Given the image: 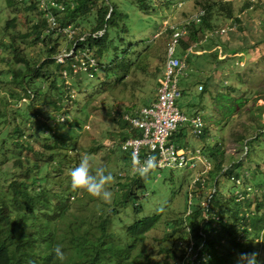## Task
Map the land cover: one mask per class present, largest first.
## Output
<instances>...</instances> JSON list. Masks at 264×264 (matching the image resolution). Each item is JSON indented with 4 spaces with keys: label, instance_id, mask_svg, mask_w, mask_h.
I'll return each instance as SVG.
<instances>
[{
    "label": "rangeland",
    "instance_id": "1",
    "mask_svg": "<svg viewBox=\"0 0 264 264\" xmlns=\"http://www.w3.org/2000/svg\"><path fill=\"white\" fill-rule=\"evenodd\" d=\"M199 1L201 2V0H154L148 12H143L136 5L131 6V16L127 20L131 30L126 36L125 46L128 51L120 57L119 69L113 70L115 65L112 63L109 73L105 69L98 70L96 78L85 77L83 82L78 81L79 84L76 85V82L68 79L67 84L73 87L72 99L65 95L63 111L57 114L58 110L47 105L48 98H45L43 103H35L36 109L33 111L28 108L27 99H23L18 105L15 104L16 99L13 100L10 92L12 87L16 89V86L10 83L12 71L25 67L16 64L10 43L12 34L17 35L19 46L36 60L44 59L46 49L42 44H37L34 37L19 39L21 34L31 32L32 27L36 26L34 10L28 12L22 6L6 8V0H0V109L10 104L4 119L8 125L0 131V191L7 190L6 182L17 176L14 161L16 156L19 157L23 153L24 147L21 145L13 147L12 131L15 126H20L27 136H22L20 140L27 138L30 142L37 143L41 150L45 149L44 145H47V142L52 144L58 142L60 152L55 155V161H46L41 172L45 174L50 184L63 187L65 197L61 206L62 208L68 206L70 215L106 214L116 204L119 213L113 218L117 221L115 228L124 230L144 218L163 214L161 224L148 233L149 241L146 248L153 255L150 264L172 262V259L166 258V249L162 251L163 248H171L174 253L181 255L184 249L176 237L171 242L163 243L167 229L164 221L174 220L178 214H181L179 215L181 218L184 216L187 205L190 206L191 192L195 194L192 202L199 200L204 203L212 197L216 189L213 183L209 182L210 173L206 178V189L199 192L193 182L199 177H204L200 173L203 167L156 169L145 181L146 188L139 192V207L136 206L135 200L127 204L121 203L126 176H134L132 157L122 149V138L139 137L133 135L132 131L135 129H131L125 117L136 115L142 107L156 100L158 81L162 76L170 42L169 30L173 27L182 28L186 22L194 18L202 8ZM224 1L233 3L234 14L240 18V22L228 19L225 15L220 17L215 31H207L200 44H195L192 50H188V55L183 57L188 71L179 76V87L183 92L179 99L180 108L189 118L200 114L210 136L206 141L201 137H195L191 131L192 127L186 123L187 127L183 129L186 138L183 143L188 146L191 153L200 148L208 157L216 144L221 142L223 160L226 164L232 166L242 162L239 167L234 166L235 173L237 171L242 173L241 184L236 180L222 177L219 180L218 196L223 208L228 201L230 209L236 205L240 210H250V217L255 221L250 229L256 235V241L250 245L248 253H259L257 264H263L264 209H259L255 201L262 200L263 191L256 188V183L264 180V133L258 136V129L252 130L249 127H257L255 118L264 124V112L261 117L258 115V108L264 107V0ZM14 17L17 18V27L8 33L5 30L6 21ZM94 19V15L89 16L83 27L81 25L82 28L77 27L76 23H71L69 35H66V38L62 36L60 40L61 58L68 57L67 54H74L76 42L72 43V38L87 27L88 31L80 36L81 40H85L91 33L90 29L95 26ZM223 28L226 29V33L217 34L218 30L221 32ZM185 38L187 39V35L181 40ZM180 45L177 54H182ZM3 48L5 50L2 52ZM234 48L238 50L237 54L228 51ZM82 55L83 52L80 56ZM75 80L78 79L75 77ZM206 82L207 91H200L199 85ZM27 83L32 88H41L39 81L34 86L29 77ZM229 97L238 104L241 101L244 104L237 107L236 112H230L229 108L234 107L235 103L230 102ZM34 113L36 116L33 121H28L26 116ZM2 120L0 116V123ZM51 124L53 131L45 128ZM240 134L249 136L246 142L237 139ZM61 138L63 139L60 140ZM246 144L249 147H246ZM248 152L249 157L245 155ZM45 154L49 155L50 152L45 151ZM82 155L89 156L93 174L101 167L112 173L114 180L106 186L113 194L110 203L91 196L85 190H72L70 171L79 165ZM209 161L213 166V162ZM213 168L214 166L212 170ZM6 172H12L7 173L8 181ZM18 173L21 177L20 171ZM240 193L248 196L236 203L235 198ZM249 202H253V205L247 204ZM256 208L257 215L254 213ZM65 225H62L63 231L66 230ZM237 252L234 251L232 255L236 264ZM178 259L179 257L177 261Z\"/></svg>",
    "mask_w": 264,
    "mask_h": 264
},
{
    "label": "trees",
    "instance_id": "2",
    "mask_svg": "<svg viewBox=\"0 0 264 264\" xmlns=\"http://www.w3.org/2000/svg\"><path fill=\"white\" fill-rule=\"evenodd\" d=\"M153 1L75 0L76 6L74 8L63 14H58L61 24L67 26L76 23L77 27H81V25L83 27L84 21L89 16L94 15L95 26L90 29L91 33L86 36L85 40H81L80 36L85 34L88 28L84 27V30H80L79 35L75 36L73 40L76 42L74 54L65 63H59L56 57L62 48L60 42L62 36L47 34V23L36 0H6V8L22 6L28 12L34 10L36 26L32 27L31 32L21 34L19 39L34 37L37 44H42L46 49L44 59L36 60L19 46L17 35L12 34L10 43L16 64L25 67V69L21 67L11 70L12 79L10 83L14 84L16 89L12 87L10 92L13 100L16 99L15 104L18 105L23 99H27L28 108L33 111L36 109L35 103H43V100L48 98V102L46 99L47 105L58 110L57 114H61L65 104L64 96L67 95L68 98L72 99L73 87L67 84L68 79L76 82V85L79 84L78 81L83 82L85 77L96 78L98 70L105 69L109 73L112 63L115 65L113 70L117 71L120 66V57H123L128 51L125 46L127 44L126 36L131 30L127 23L131 16V6L136 5L143 12H148L152 8ZM199 3L202 6L200 9L205 10L206 15L202 22H192L186 26L188 30L187 39L180 40V49H182L180 53L182 54L178 55L181 58L188 55L187 50L190 46L196 43L200 44L207 31L216 29L220 17L225 15L228 19L240 22V18L234 14L231 1L201 0ZM16 27V17L6 21V32L9 33ZM169 32L168 40L174 34L173 30H169ZM4 50L5 48L1 51ZM228 51L231 54L238 53L235 48ZM81 52L92 54L98 66L95 65L88 71L79 70L77 71L79 73H76L74 66L80 65ZM213 55L216 56V54ZM28 77L34 86L39 81L41 88L36 89V87L32 88L28 85ZM75 77L78 80H75ZM202 85L201 91H207L208 83ZM39 98L41 100H38ZM229 101L235 103L234 107L229 108L230 112H236L237 107H242L244 104L242 101L238 104L232 97H229ZM9 105L7 104L0 109V116L3 118L0 123V131L1 128L8 125L7 120L4 119H6V111ZM258 110V115L261 117L264 107H259ZM34 116L36 113L31 116L27 115L26 119L33 121ZM255 124L257 127L249 128L258 129V136H262L264 124L256 118ZM45 128L53 131L52 124L45 126ZM23 131L20 126H15L12 131L14 136L13 147L17 145L24 147L21 157L16 156L14 161L17 176L8 181L7 173L11 174L12 172H6L8 189L0 191V264H150L153 261V255L146 248L149 241L148 233L161 224L163 214L144 218L124 230L115 228L117 221L113 218L119 213L115 207L116 204L106 214L70 215V208L68 206L62 208L61 206L64 204L65 197L63 187L50 184L49 180H46L45 174L41 172L46 161H55V155L60 152L58 142L55 144L47 142L48 144L44 145L45 149L41 150L37 143L30 142L27 138L20 140L22 136H25ZM132 132L134 136L142 135L138 130ZM41 133L47 136L44 131ZM209 136V130L205 129L201 138L206 141ZM127 138L129 137L122 138V140ZM184 138H186V133L180 129L171 136L170 140L177 143L183 142ZM248 138L249 136L245 134H240L237 137L243 143ZM222 146L223 144L218 142L212 154L207 157L214 166L209 174V182L216 183L213 186L216 191L211 197L210 204V210L213 214H208L210 219L206 221V209L198 200V202H192L190 206L187 205V210L182 218L179 217L181 214H178L176 219L164 221L167 229L163 243L171 242L176 237L181 248L184 249L183 253L178 255L171 248H163L162 251L166 249V258L172 259V262H168V264H197L200 259L199 264H236L232 258L234 251H238L237 255L248 253V248L256 241V235L250 229L255 222L248 214L250 210H240L236 205L230 209L228 201L226 207L223 208L220 202L218 196V192H220L219 180L222 177L230 180L240 178L242 174L241 171L235 173L234 169V166L239 167L242 162L232 166L224 162ZM246 147L249 145L246 144ZM45 151L50 152V154H45ZM245 155L248 156L249 152ZM19 171L21 177L18 176ZM126 180L122 187L121 203L127 204L135 200L137 201L136 206L139 207V192L146 188L145 180L141 179L138 174L126 176ZM200 187H202L201 184L198 187L199 192H201ZM256 188L263 192H261L262 200H256L255 203L259 209H264V180L261 183H256ZM193 195L195 196L194 192ZM235 202L241 201L235 198ZM250 203L253 205V202L247 204ZM190 208L193 209V214L189 215L188 210ZM257 212L256 208L255 215ZM63 224H66L65 231H63ZM201 232L204 235H201ZM191 239L195 240V245L190 256L197 253L198 261L196 262L188 255ZM57 245H61L62 250L67 254L64 261H60L55 256L54 248ZM160 247L164 246L160 245ZM177 257H179L178 261Z\"/></svg>",
    "mask_w": 264,
    "mask_h": 264
},
{
    "label": "built area",
    "instance_id": "3",
    "mask_svg": "<svg viewBox=\"0 0 264 264\" xmlns=\"http://www.w3.org/2000/svg\"><path fill=\"white\" fill-rule=\"evenodd\" d=\"M38 8L43 13V16L47 23V33H55L57 35L64 36L69 35L70 28L69 25H62L58 17V14H63L67 10H70L76 6L75 0H36ZM206 15L205 10H200L194 18L186 22V24L180 27L171 28L174 31V35L170 41L167 50L166 62L164 64V69L161 78L159 79L157 98L156 101L151 105L142 107L136 115H127L125 119L131 126V129L138 130L142 133L139 137L127 138L122 141V149L130 153L131 157L133 153L138 156L140 161H144L149 155H154L157 157L160 166L157 169H165L167 167H186L190 169H200L201 175L204 177H199L193 182L196 188L201 184L205 187L207 175L212 170V163L203 153L202 149L198 148L195 153H191L188 148H182L178 146L175 142L170 140L171 136L178 132L180 129L187 127L186 123L191 126V131L195 137H202L205 133L206 123L203 117L198 114L193 117H187L179 106V99L183 96V92L179 87V76L183 75L188 71L187 63L185 59L181 58L178 54V46L180 40L183 36L188 33L187 25L192 22L200 23ZM230 29V27H229ZM215 31V30H213ZM212 31V32H213ZM226 33V29L223 28L221 32ZM214 33H212L213 35ZM75 36L72 38L73 41ZM193 44L188 49L189 51L194 48ZM196 45H199L196 43ZM67 50V49H66ZM187 50V53H188ZM84 53V52H83ZM64 55V54H63ZM68 57L61 58L62 55L58 54L57 59L59 63H65L67 59L71 56L67 54ZM83 57V58H82ZM81 57L80 65L74 66L75 72L82 70L88 71L93 66L97 65L96 59L93 58L92 54L84 53ZM86 57V59H84ZM79 69V70H78ZM198 89L201 91L203 85L200 84ZM197 162L199 164H197ZM132 175H137L132 168ZM238 184H241L240 178H235ZM251 188V187H250ZM245 192L247 191L244 190ZM243 191V192H244ZM193 193H190V204H192ZM248 194L245 196L240 193L238 195V201H243ZM205 204L206 218L210 219L208 214H213L211 209V198ZM188 214H193V209L188 210ZM250 214V213H248ZM190 231V228H188ZM201 235H204L201 232ZM195 245V240L191 239L189 253L190 256L193 253V248ZM198 254L195 253L190 256L192 260L198 261ZM205 258V257H203ZM201 259L198 261L200 262Z\"/></svg>",
    "mask_w": 264,
    "mask_h": 264
},
{
    "label": "clouds",
    "instance_id": "4",
    "mask_svg": "<svg viewBox=\"0 0 264 264\" xmlns=\"http://www.w3.org/2000/svg\"><path fill=\"white\" fill-rule=\"evenodd\" d=\"M159 166V161L154 155H149L144 161H140L135 152L132 155V168L145 181L148 180L150 173H153ZM106 172V168L101 167L93 174L89 156L82 155L79 165L70 171L72 190H85L91 196L110 203L113 194L106 186L110 185L114 177L111 172H107V174ZM215 185L216 183H213V186ZM198 187L195 189L198 190ZM206 187V185L202 186L200 191L205 190ZM54 253L60 261L66 259V253L62 250L61 245L54 248ZM258 255L259 253L256 252L240 253L237 258L238 264H257ZM197 264L199 263L197 262Z\"/></svg>",
    "mask_w": 264,
    "mask_h": 264
},
{
    "label": "crops",
    "instance_id": "5",
    "mask_svg": "<svg viewBox=\"0 0 264 264\" xmlns=\"http://www.w3.org/2000/svg\"><path fill=\"white\" fill-rule=\"evenodd\" d=\"M174 35V34H173ZM172 39V38H171ZM171 39H170V41H171ZM169 44H170V42L168 43V46H169ZM167 50H168V48H167ZM166 57H167V51H166ZM165 62H166V58L164 59V64H165ZM163 69H164V65H163ZM162 73H163V71H162ZM158 84H159V81H158ZM158 89V88H157ZM157 98V97H156ZM156 101V100H155ZM155 101H153V102H155ZM152 102V103H153ZM152 103H150V104H147V105H145V106H148V105H151ZM176 143V142H175ZM176 144H178V146H180V147H182V148H188V146L186 147H184L182 144H184L183 142H177Z\"/></svg>",
    "mask_w": 264,
    "mask_h": 264
}]
</instances>
